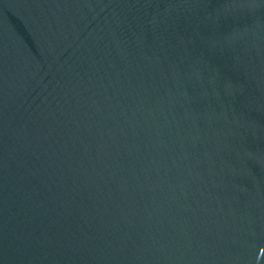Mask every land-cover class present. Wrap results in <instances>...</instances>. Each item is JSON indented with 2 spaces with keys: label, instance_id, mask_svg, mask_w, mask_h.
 Here are the masks:
<instances>
[{
  "label": "water",
  "instance_id": "95a60500",
  "mask_svg": "<svg viewBox=\"0 0 264 264\" xmlns=\"http://www.w3.org/2000/svg\"><path fill=\"white\" fill-rule=\"evenodd\" d=\"M0 264H264V0H0Z\"/></svg>",
  "mask_w": 264,
  "mask_h": 264
}]
</instances>
